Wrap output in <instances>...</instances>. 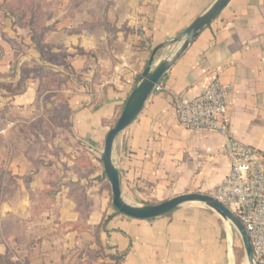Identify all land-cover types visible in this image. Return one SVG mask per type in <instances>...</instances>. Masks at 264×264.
I'll list each match as a JSON object with an SVG mask.
<instances>
[{
  "label": "crops",
  "instance_id": "1",
  "mask_svg": "<svg viewBox=\"0 0 264 264\" xmlns=\"http://www.w3.org/2000/svg\"><path fill=\"white\" fill-rule=\"evenodd\" d=\"M214 2L63 0L43 42L28 23L0 15V144L6 142L0 152L8 146L11 150L9 162L0 167V227L13 225L11 233L0 232V257L16 251L25 264H80L72 256L86 248L87 233L70 228L79 214L66 182L92 179L106 136L153 49L185 31ZM44 47L64 56L57 64L47 63L40 53ZM169 53H159L158 60ZM35 66L69 79L61 92L68 94L71 134L85 148L74 152L67 165L63 157L41 156L49 162L40 170V154L16 150L15 142H25L26 136L13 128L35 120L37 93L46 79L31 73L24 79L25 91H15L23 81L22 70ZM214 79L232 88V137L264 155V0H232L161 79L162 90L151 94L137 120L118 136L113 159L130 203L161 204L191 193L214 196L227 178L231 166L223 153L225 138L181 126L175 107L178 98H196ZM8 124L14 126L3 134ZM89 202V225L109 216L101 232L106 264H231L227 225L208 208L185 205L156 219L135 220L115 210L98 212L91 195ZM97 251V242L86 250Z\"/></svg>",
  "mask_w": 264,
  "mask_h": 264
},
{
  "label": "rangeland",
  "instance_id": "2",
  "mask_svg": "<svg viewBox=\"0 0 264 264\" xmlns=\"http://www.w3.org/2000/svg\"><path fill=\"white\" fill-rule=\"evenodd\" d=\"M47 3H49V0H46ZM3 0H0V15L2 18L3 14L1 11V4ZM41 2H44L42 0ZM52 2V1H51ZM63 0H58L54 2L52 8L45 9V17H42L41 24L37 27L35 31V36L40 38L39 41L43 42L45 37L51 33V30L53 28V25H47L49 21L53 19L54 11L57 9V6L61 5ZM20 18V17H17ZM174 50V47H170L162 52H170L172 53ZM43 51L45 52V60H42L53 64L49 62V59L51 57L58 56V59L56 60L57 64L58 61L64 56L63 54L54 55L50 51L46 50V48H43ZM38 66H35L33 68H36ZM40 67V66H39ZM32 68V69H33ZM46 68V67H45ZM37 70V69H36ZM34 74L39 75L42 79H46L44 84L41 85L39 88V91L37 93V99L38 103L35 104L36 111L32 117H35V120L31 123H16L13 128H17V131H21L23 133V137L25 142H15L16 150L19 152H27L31 153L34 156H38V160L36 161V166L38 167V170H40L41 166L43 164H46V162L49 161H42L40 160L41 156H45L47 160L50 157L53 158H61L63 157L65 159V164L67 165L69 161L72 160V155L74 152H84L85 148L75 140V138L71 134V113L68 109V100L67 96L68 94L62 93L69 85L67 78H61L59 74L52 69H48L45 71H36ZM25 83V82H24ZM71 84V83H70ZM121 114V113H120ZM120 116V115H119ZM117 123V122H116ZM116 124H114L115 126ZM113 126V127H114ZM1 146L6 144V142H1ZM11 143H13L11 141ZM11 150L8 148L5 152H0V167H4L9 162V156H10ZM51 160V159H49ZM97 165L94 167V170L92 171V179L89 181L84 182L81 184V182H72L68 180L66 183L69 187V196L73 198V201L75 203L76 199H81L82 195H85L86 198H84V203L89 204V206L83 207L84 210V217L80 220V215L78 222L76 224H71L70 228L73 230L75 226H79L78 231H83L87 233L85 236V243L84 245L86 248L81 254L76 253L74 256H72V259H77V262H80V264H84L83 262H86V264H92V261H96L97 264H106L105 260V246L104 241L101 237V232L104 231L105 225L107 223L106 218H108V215H105L103 221L101 223H98V219H93L92 222L94 225H89V220L91 216V204L89 202V196L91 195L92 201L94 202V206L97 208L98 212H102L103 210H106L108 212L109 210H115L113 207V201H112V190L111 186L106 178V175L102 174V171L104 170L103 162L102 161V155L100 157H97ZM47 166V165H45ZM93 168V166H92ZM1 168H0V174H1ZM32 177H30L31 179ZM28 178H25L27 180ZM29 179V180H30ZM8 180V178L6 179ZM91 184H95V187L92 188L90 191L89 186ZM88 191L90 195H88ZM6 192V191H4ZM8 194V192H6ZM0 197H1V190H0ZM76 205V204H75ZM142 205V204H137ZM157 205V204H153ZM186 206H194L197 208H206L204 206L198 205V204H188ZM76 210V209H75ZM77 212V211H76ZM105 212V213H106ZM78 213V212H77ZM79 214V213H78ZM4 227H0V232L4 234L11 233L13 230V225H7L4 229ZM17 229V228H16ZM92 229V232L89 233L88 231ZM77 231V230H76ZM96 234V235H95ZM1 235V233H0ZM0 240H2V237L0 236ZM95 242L98 244V251L96 254L94 253H88L86 252L87 248L90 245H94ZM237 247H236V254H235V260L237 264H248L246 261V255L245 250L243 248L242 241L239 236H237ZM14 248V246H13ZM100 248V249H99ZM19 256L16 251H13L10 253V255L2 258L0 257V264H25L21 259H17L16 256ZM67 257L69 254L66 255ZM20 257V256H19ZM90 257L91 263L88 261ZM23 258V257H21ZM88 258L87 260H85ZM104 261L103 263L100 262L101 260Z\"/></svg>",
  "mask_w": 264,
  "mask_h": 264
},
{
  "label": "water",
  "instance_id": "3",
  "mask_svg": "<svg viewBox=\"0 0 264 264\" xmlns=\"http://www.w3.org/2000/svg\"><path fill=\"white\" fill-rule=\"evenodd\" d=\"M232 0H215V2L199 16L185 31L156 46L150 56L147 66L141 75L135 89L129 96L116 125L108 132L102 162L104 173L111 186L114 209L121 215L135 220H152L165 216L188 204H198L216 213L227 225L229 258L235 264L234 234H237L245 250L248 264H257L249 234L239 219L213 196L191 193L176 196L157 205H137L130 203L123 196L121 172L113 159L115 142L119 135L125 132L139 117L155 86L161 81L169 69L189 50L199 35L214 22ZM174 47L172 53L158 60L159 53Z\"/></svg>",
  "mask_w": 264,
  "mask_h": 264
},
{
  "label": "built area",
  "instance_id": "4",
  "mask_svg": "<svg viewBox=\"0 0 264 264\" xmlns=\"http://www.w3.org/2000/svg\"><path fill=\"white\" fill-rule=\"evenodd\" d=\"M159 83L154 91L160 92ZM232 88L214 79L192 100L175 102L181 126L193 131L216 133L225 138L223 153L230 161V173L215 191L214 198L243 224L251 241L257 264H264V155L231 135L228 99ZM14 124H8L5 130Z\"/></svg>",
  "mask_w": 264,
  "mask_h": 264
},
{
  "label": "trees",
  "instance_id": "5",
  "mask_svg": "<svg viewBox=\"0 0 264 264\" xmlns=\"http://www.w3.org/2000/svg\"><path fill=\"white\" fill-rule=\"evenodd\" d=\"M42 0H3L1 4V11L4 18L7 17H20L21 22L28 23L29 27L34 31H36L37 27L42 22V17H45V9L52 8L54 2L58 0H49L50 2L47 3L46 0L44 2H41ZM52 1V2H51ZM41 57L43 60H45V52L43 49H40ZM58 56H53L49 59V62L56 63V60L58 59ZM37 69V70H36ZM47 68L45 67H36L33 69L30 68H24L22 70L23 75V81L19 82L15 86V91L17 93H22L26 89V84L24 83V79L28 78L31 73H35L36 71H45ZM7 89L13 88L12 85L5 86ZM38 103V99L35 101V104ZM120 115V114H119ZM119 115L115 118V124L118 121ZM102 163V161H101ZM84 198H86L85 195H82V198L76 199V211L80 215V220L84 217V210L83 207L89 206V204H85ZM116 211V210H115ZM79 226H75L73 230H78Z\"/></svg>",
  "mask_w": 264,
  "mask_h": 264
}]
</instances>
